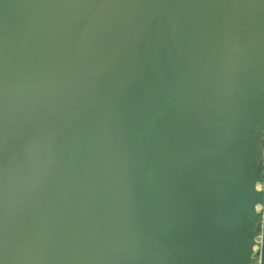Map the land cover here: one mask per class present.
Returning <instances> with one entry per match:
<instances>
[{
  "label": "water",
  "instance_id": "1",
  "mask_svg": "<svg viewBox=\"0 0 264 264\" xmlns=\"http://www.w3.org/2000/svg\"><path fill=\"white\" fill-rule=\"evenodd\" d=\"M36 6L0 35V127L31 117L0 144V264H240L256 198L264 264L229 143L264 0Z\"/></svg>",
  "mask_w": 264,
  "mask_h": 264
},
{
  "label": "crops",
  "instance_id": "2",
  "mask_svg": "<svg viewBox=\"0 0 264 264\" xmlns=\"http://www.w3.org/2000/svg\"><path fill=\"white\" fill-rule=\"evenodd\" d=\"M240 62V63H239ZM233 96L238 104L237 125L229 134L231 149L241 158L239 183L260 193L264 184V45L236 61ZM262 201L245 202L234 225L249 238L252 250L240 264H259Z\"/></svg>",
  "mask_w": 264,
  "mask_h": 264
},
{
  "label": "rangeland",
  "instance_id": "3",
  "mask_svg": "<svg viewBox=\"0 0 264 264\" xmlns=\"http://www.w3.org/2000/svg\"><path fill=\"white\" fill-rule=\"evenodd\" d=\"M39 2H41V5ZM34 3L37 5L36 7L39 8V12L42 13V16L39 18L40 22H43V17L48 15L47 12L49 8L56 11L60 6H64L63 9H67L69 7L65 6L67 5L68 0L66 2H60V4H57L55 0H18V2L13 0H0V35H8V33H10L14 28L15 22L24 20V18H26L29 14V10L34 7ZM41 25L43 28L48 26L46 22H43ZM3 29L5 30L1 33ZM30 120V115L25 114L22 120H17L16 122L4 121L0 127V144L6 143V137L9 139L12 138L11 135H14L18 130L23 129L24 126L30 122ZM8 126L9 130L11 129L9 132H7ZM8 133L10 136H8Z\"/></svg>",
  "mask_w": 264,
  "mask_h": 264
}]
</instances>
